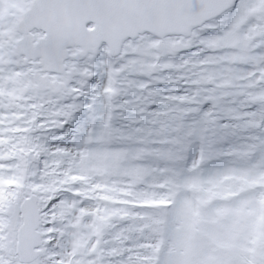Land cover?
Returning a JSON list of instances; mask_svg holds the SVG:
<instances>
[{
  "label": "snow or ice",
  "instance_id": "6c2138e0",
  "mask_svg": "<svg viewBox=\"0 0 264 264\" xmlns=\"http://www.w3.org/2000/svg\"><path fill=\"white\" fill-rule=\"evenodd\" d=\"M0 264H264V0H0Z\"/></svg>",
  "mask_w": 264,
  "mask_h": 264
}]
</instances>
